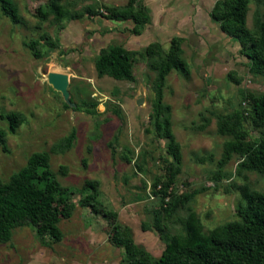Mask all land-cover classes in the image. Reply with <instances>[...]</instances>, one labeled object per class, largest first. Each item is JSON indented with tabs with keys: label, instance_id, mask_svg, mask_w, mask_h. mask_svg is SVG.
Instances as JSON below:
<instances>
[{
	"label": "rangeland",
	"instance_id": "obj_1",
	"mask_svg": "<svg viewBox=\"0 0 264 264\" xmlns=\"http://www.w3.org/2000/svg\"><path fill=\"white\" fill-rule=\"evenodd\" d=\"M127 1L58 0L65 12L59 23L37 15L49 0H14L16 25L0 12V130L6 142V150L0 145V181L37 197L49 185L61 232L56 241L46 228L39 236L36 226L22 223L0 244V264H131L141 253L155 261L165 248L153 227L155 214L169 236L184 233L190 213L210 231L239 221L241 188L264 192V176L237 173L238 156L219 166L231 140L217 129L220 116L241 109L247 140L264 132L252 127L251 107L241 97L263 95L264 78L250 72L239 45L210 17L217 0H135V10L150 8L139 36L132 34L133 21L110 19L104 9ZM257 13L264 20V0H249L252 32ZM174 36L188 73L172 71L164 88L181 161L163 198L153 184L168 180L173 161L167 140L153 128L150 64L158 58L157 45L163 54ZM34 40L39 56L29 48ZM119 50L130 52L132 81L96 72L102 52L117 59ZM49 73L67 76V101L48 83ZM9 113L20 116L13 133ZM72 133L70 149L57 151ZM34 153L48 155L47 170L28 165ZM87 182H97L96 197Z\"/></svg>",
	"mask_w": 264,
	"mask_h": 264
},
{
	"label": "trees",
	"instance_id": "obj_2",
	"mask_svg": "<svg viewBox=\"0 0 264 264\" xmlns=\"http://www.w3.org/2000/svg\"><path fill=\"white\" fill-rule=\"evenodd\" d=\"M135 0H128L124 5L105 7L110 19L131 20L135 23L132 34L139 36L141 29L150 21L149 9L141 6L134 9ZM249 0H217L211 10L210 17L218 24L219 30L232 38L239 51L250 63L249 70L253 75L264 78V20L257 13L254 19V31L248 30L246 17ZM0 12L12 24H18L20 18L14 0H0ZM37 15L42 18L52 15L56 23L65 16L63 7L58 0H49L46 10L37 9ZM139 28H136L138 27ZM180 38L172 37L170 46L162 54L156 47L157 59L150 64L155 72L152 83V120L155 135L167 140V154L172 158L173 166L165 183L153 184V193L163 198L169 195L168 189L179 173L181 155L179 146L171 130L170 108L164 104V88L166 79L172 71L179 70L188 73L186 63L180 58ZM39 42L29 43V48L35 56H39ZM153 45H148L146 53L153 51ZM130 52L119 50L117 59H109L106 54L95 63L99 76L106 75L114 80L132 81V65ZM244 101L251 107L248 119L254 129L264 128V94L255 96L241 92ZM9 131L15 132L20 124L17 113L6 116ZM244 112L235 110L231 115L220 116L217 122L219 133L230 136L225 143L219 166L225 165L233 156L239 157L236 166L237 173L254 172L264 176V132L258 140H247V134L242 126ZM74 133L58 144L55 149L64 152L72 146ZM0 145L6 150L5 132L0 130ZM32 168L47 170L49 158L45 153H34L27 161ZM96 197L97 182H87ZM242 203L237 207L239 221L227 223L210 231H204L202 224L194 213H190L184 224V233L169 236L162 227L159 214H155L153 227L160 233L165 242V248L158 259L151 261L143 253L131 261V264H264V192L251 191L244 187L240 189ZM194 193L187 196L190 198ZM51 187L45 185L42 196L37 197L32 190L23 186H13L0 181V244L11 239L13 230L22 223L37 227V234L42 235L46 228L56 240H61L58 228V217L53 206ZM172 207L167 204L166 207ZM115 243L121 244L120 238Z\"/></svg>",
	"mask_w": 264,
	"mask_h": 264
},
{
	"label": "water",
	"instance_id": "obj_3",
	"mask_svg": "<svg viewBox=\"0 0 264 264\" xmlns=\"http://www.w3.org/2000/svg\"><path fill=\"white\" fill-rule=\"evenodd\" d=\"M48 83L55 89L56 91L60 92L64 99L68 100V92H67V86H68V80L67 76L63 74H57V73H49L47 75ZM137 105H141V101H137Z\"/></svg>",
	"mask_w": 264,
	"mask_h": 264
},
{
	"label": "crops",
	"instance_id": "obj_4",
	"mask_svg": "<svg viewBox=\"0 0 264 264\" xmlns=\"http://www.w3.org/2000/svg\"><path fill=\"white\" fill-rule=\"evenodd\" d=\"M147 8L150 10V8L147 6Z\"/></svg>",
	"mask_w": 264,
	"mask_h": 264
},
{
	"label": "bare ground",
	"instance_id": "obj_5",
	"mask_svg": "<svg viewBox=\"0 0 264 264\" xmlns=\"http://www.w3.org/2000/svg\"><path fill=\"white\" fill-rule=\"evenodd\" d=\"M68 80V79H67Z\"/></svg>",
	"mask_w": 264,
	"mask_h": 264
}]
</instances>
